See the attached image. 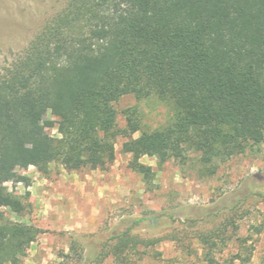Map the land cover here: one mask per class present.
Listing matches in <instances>:
<instances>
[{
    "label": "trees",
    "instance_id": "16d2710c",
    "mask_svg": "<svg viewBox=\"0 0 264 264\" xmlns=\"http://www.w3.org/2000/svg\"><path fill=\"white\" fill-rule=\"evenodd\" d=\"M129 95L167 104L171 122L142 132L127 111L119 129L114 104ZM118 138L147 186L156 173L143 157L161 170L195 151L203 175L212 176L218 163L261 146L264 0H70L49 20L0 74V264H22L43 233L7 214L31 209L28 193L6 186H29L19 170L46 172L58 163L68 172L104 171L116 160ZM130 232L115 234L93 261L130 264L140 244ZM71 252L62 256L68 264L84 260L76 244ZM237 260L250 258L238 253Z\"/></svg>",
    "mask_w": 264,
    "mask_h": 264
},
{
    "label": "rangeland",
    "instance_id": "374dc122",
    "mask_svg": "<svg viewBox=\"0 0 264 264\" xmlns=\"http://www.w3.org/2000/svg\"><path fill=\"white\" fill-rule=\"evenodd\" d=\"M69 1L0 0V74ZM114 108L119 129L127 127V111L135 113L142 132L161 129L173 117L171 107L156 97L125 96ZM45 117L55 119L50 112ZM47 134L59 137L56 129ZM125 141L118 138L116 160L107 170L68 172L52 163L46 172L19 170L29 178L28 187L6 184L19 197L28 193L31 204L26 215L8 216L43 232L22 264H68L62 256H73L74 244L84 260L70 264H115L111 257L93 260L125 231L140 243L142 259L133 256L130 264H209V257L212 264H232L238 253L249 256L248 264H264V143L218 163L212 176L203 175L195 151L184 164L170 161L161 170L156 159L143 157L156 173L147 186L130 169L132 156L122 153Z\"/></svg>",
    "mask_w": 264,
    "mask_h": 264
}]
</instances>
